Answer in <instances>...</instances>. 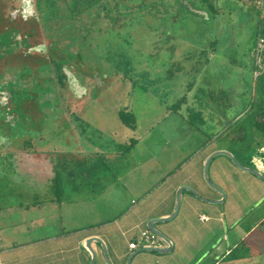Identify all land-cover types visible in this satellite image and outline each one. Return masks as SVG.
Listing matches in <instances>:
<instances>
[{
	"label": "crops",
	"instance_id": "crops-1",
	"mask_svg": "<svg viewBox=\"0 0 264 264\" xmlns=\"http://www.w3.org/2000/svg\"><path fill=\"white\" fill-rule=\"evenodd\" d=\"M259 8L253 18L245 22L240 36L233 29L229 33L233 40L243 41L241 53L245 58L247 55L246 60L250 63L246 61L245 66L241 67L240 62H230L226 84H216L212 93L209 91L207 94V100L205 98L196 106L198 112L205 115L207 128L212 127L217 133H163V148L141 149L147 150L150 157L147 162L116 165L110 170V175H103L102 172L87 174L82 165L79 168L65 163L61 187L56 190H47L55 174L44 175L45 172H40L36 177L38 182L30 184L34 188L30 191L31 195L37 194L31 203L18 200L14 202L15 205L4 204L0 207V264H92V251L87 245L89 239H94L91 242L96 254L93 264H108L104 246L112 264H128L134 252L136 254L131 264H230L243 258L228 259L236 249L239 238L246 239L251 232H258L263 227L264 179L241 169L226 155L214 157L209 167L210 178L227 195L222 203L206 202L191 191L183 190L181 207L175 218L155 224L172 240L171 252L142 250L146 246L140 233L143 229H149L150 219L166 218L174 213L179 190L184 185L193 187L207 199L223 198L204 176L205 163L216 151H229L243 165L264 174V108L258 105V116L253 123H244L242 116L250 105L251 80L254 73L256 76L257 68H262V73L258 75L264 76V67L260 61L257 62L256 56L259 36L264 37V11ZM204 17L207 18H192L199 25L201 39L210 33L209 30L205 31V24L211 23L212 19L211 14ZM240 47L236 45L232 48L240 50ZM197 49L199 54L201 48L198 46ZM262 57L264 63V52ZM186 71L183 68L179 70ZM260 96L264 97L263 83ZM180 101L186 105L189 99L185 96ZM259 124L263 125L262 133H258ZM221 131L223 133H218ZM169 137L171 141L167 140ZM162 150L163 163L153 167L151 155L156 152L161 154ZM83 152L87 154L88 148ZM100 159L101 155L96 165L90 168L102 167ZM121 169L125 170L121 173ZM155 172L159 178L153 181ZM103 177L108 180V187L100 192L101 197L109 192L114 196L119 194L122 200L128 201L108 217L98 206V198L87 201L86 196L81 194L85 189L80 188L85 187L89 178L98 183ZM118 182H121L122 189L117 188ZM72 183L80 187L73 189ZM14 213L17 215L12 218ZM201 215H207L208 219L202 220ZM248 218L254 220L244 230L242 228ZM19 234L28 237L20 242L16 239ZM232 234L237 235L234 245ZM96 239H101L103 244ZM133 241L140 246L131 249L130 243ZM164 247H167L165 241Z\"/></svg>",
	"mask_w": 264,
	"mask_h": 264
},
{
	"label": "rangeland",
	"instance_id": "rangeland-1",
	"mask_svg": "<svg viewBox=\"0 0 264 264\" xmlns=\"http://www.w3.org/2000/svg\"><path fill=\"white\" fill-rule=\"evenodd\" d=\"M149 1L151 5L154 4L153 10L145 9L143 6L138 8L139 5L134 2L129 4L128 9L130 11L132 9L131 12H135L137 17L144 16L139 22L129 24L127 21L131 17L125 15H121L117 21H112L109 17H105L104 20L94 17L87 18L83 22L89 26L84 33L86 35L84 37L87 38V41L85 40L87 49L84 48L83 55L85 57L87 54V57L86 66L82 67L83 72L86 81L101 82L98 85H103L96 88L92 83L87 82L90 90L82 93L85 98L86 113L82 115L84 133L81 135L88 140L86 142L89 143V147L97 145L103 149L99 160L102 167L93 170L85 164L86 173L100 174L102 172L103 175L105 173L110 175L112 172L110 170L116 165H136L147 162L150 158L147 150L141 149L163 148V133H217L212 130V127L207 128L205 115L200 114L196 106L205 98L207 100V94L209 91L212 93L216 84H226L229 78L226 74L229 72L230 62L233 64L240 62L241 67H244L245 62L248 61L247 55L245 58L241 53L243 41L233 40L229 33L233 29L239 33V36L241 35L245 22L257 13L256 4L251 3L255 2L254 0H201V3L198 0H184L187 3H184L177 11H175L177 3L170 7L172 11H175L174 14L166 15L158 13L163 10V4L156 5L154 0H145L143 3ZM190 3H193L195 9L209 8L212 19L211 23L205 24L207 27L205 31L209 30L210 33L204 39L200 37L198 23L193 22L192 18L203 20L207 17L190 11ZM212 6L217 8V12H213ZM83 8L86 10L85 6ZM124 11L125 9L122 13ZM187 11L190 14L188 17ZM96 19L98 23H95ZM124 20H126L125 24ZM111 24L117 25L106 28ZM147 25L151 28L148 29ZM100 27L105 30L101 32L95 29ZM236 45H241L240 50L232 48ZM198 46L201 48L199 54ZM71 59L73 61L75 56L72 55ZM181 68L187 71L179 72ZM257 69L261 74L262 68ZM262 83L264 85V76H255L254 73L249 92L250 105L242 115L246 124L250 121L253 123L258 116L256 109L259 104L261 108H264V97L260 96ZM92 89L95 90L92 91ZM185 96L188 97L189 102L182 105L180 100ZM177 106H181L179 112L174 110ZM122 110L135 115V128L127 126L120 119L119 112ZM262 130L263 128L258 125V133H262ZM70 135L74 136V134ZM72 136L69 138L71 139ZM167 140L172 139L169 137ZM58 141L66 145V133H63ZM71 146L72 148L76 146L73 139ZM151 156L153 167L163 163V150L161 154L156 152ZM0 168L8 169L6 175L0 176L1 194L10 187L16 186L19 191L25 193L22 201L31 203L35 196L24 191L28 188L23 185L18 186L10 180L9 177L13 179L12 166L3 163ZM124 170L121 169L120 172ZM157 178L159 175L155 172L152 180ZM106 181L108 180L103 177L101 182L94 183L89 178L85 187L74 183L72 186H74L73 189L79 187L85 189L81 194L86 196L84 198L87 201L90 198H98L96 200L99 203L98 206L102 208L105 217H108L115 211H119L124 202L128 203V201L122 200L119 194L114 196L109 192L101 197L100 192L108 187ZM121 182L117 183L118 189L123 188ZM14 200L17 202L19 199L14 196ZM15 204L13 201L7 203V205ZM16 215V213L12 214V218ZM253 220L254 218H248L242 229L245 230ZM262 226L258 232H251L246 239L239 238L238 243L234 241L237 235H231L233 245L237 243V247L228 259L233 260L242 256L243 258L236 259L230 264H264V252H261L264 251V224ZM26 237H28L26 234H19L16 239L23 242Z\"/></svg>",
	"mask_w": 264,
	"mask_h": 264
},
{
	"label": "flooded vegetation",
	"instance_id": "flooded-vegetation-1",
	"mask_svg": "<svg viewBox=\"0 0 264 264\" xmlns=\"http://www.w3.org/2000/svg\"><path fill=\"white\" fill-rule=\"evenodd\" d=\"M85 1L86 4L83 0H31L36 15L25 21L21 13L30 6L25 0H0V166L3 163L11 165L14 171L10 180L27 187L28 190L24 191L30 195L34 190L30 184L38 182L36 177L40 172L55 174L47 190H56L63 179L61 174L65 163L92 167L96 165L98 156L103 154L101 147H89L88 140L81 135L84 133L82 115L86 113L82 93L90 90L87 82L96 88L103 86L98 85L101 82L86 81L83 72L87 57V54L83 55L84 48L87 49L84 33L89 27L83 22L94 17L101 20L109 17L117 21L125 15L131 17L127 21L131 24L144 18L137 17L132 9H128L131 2L138 4V8L149 10L154 5L150 1L143 3L145 0ZM154 1L156 5L163 4V10L158 13L164 15L174 14L187 3L184 0ZM176 3L178 6L172 11L170 7ZM207 9H195L193 3L189 8L197 14L202 13V17L206 12L210 15ZM14 11L15 16L12 15ZM189 15L187 11L186 16ZM97 19L95 23L99 22ZM95 29L105 30L102 27ZM71 54L75 56L73 61ZM177 109L178 106L174 110ZM123 114L133 117L134 125L126 123ZM119 116L124 124L135 128L133 113L122 110ZM63 133H66V145L58 141ZM72 139L76 145L73 148ZM85 148H88L87 154L83 152ZM6 170L0 168V176L6 175ZM10 188L3 194L0 192V207L5 202H15L14 196L19 200L24 197L25 193L16 186Z\"/></svg>",
	"mask_w": 264,
	"mask_h": 264
},
{
	"label": "water",
	"instance_id": "water-1",
	"mask_svg": "<svg viewBox=\"0 0 264 264\" xmlns=\"http://www.w3.org/2000/svg\"><path fill=\"white\" fill-rule=\"evenodd\" d=\"M255 2H251V3H254L256 4V8H258L260 6L261 10L264 11V2L263 0L261 1H257V0H254ZM221 11V10H220ZM220 14V13H218ZM217 14V15H218ZM207 15V13H206ZM263 52H264V46L262 47V50H261V57H260V63H261V66L264 67V63H263ZM218 155H226L228 156L231 161L237 165L238 167H240L241 169L245 170V171H248L250 173H253L254 175H256L257 177L261 178V179H264V174L258 170V169H255V168H251V167H248V166H245L243 164L240 163V161L229 151H226V150H219V151H216L215 153H213L206 161L205 163V169H204V176H205V180L207 181L208 184H210L212 187H214L215 189H217L223 196L222 199L220 200H211V199H207L205 197H203L196 189H194L193 187L191 186H187V185H184L180 188L179 190V194H178V199H177V205H176V209L174 211V213L172 215H170L169 217H166V218H153V219H150L148 221V227L149 229H151L153 232H155L156 234H158L167 244V247H162V248H155V247H145L143 248L142 250H147V251H155V252H158V253H169L172 251L173 249V242L172 240L164 233L162 232L160 229H158L156 227V223L158 222H165V221H170L172 220L173 218H175V216L177 215V213L179 212L180 210V207H181V202H182V193H183V190H189L191 191L197 198L199 199H202L206 202H210V203H222L224 201V199L226 198V193L225 191L223 190V188L221 186H219L218 184H216L215 182L212 181V179L210 178V175H209V167H210V162L211 160L218 156ZM94 240V239H93ZM92 239H89L88 240V247L89 249L92 251V264L95 262L96 260V254L95 252L93 251V249L91 248V242L93 241ZM96 241L100 242L103 244V241L101 239H96ZM104 251H105V255H106V259L108 261V264H112L110 259H109V256L107 254V249L105 248L104 246ZM136 253L134 252L132 254V256L129 258V261H128V264H131V259L134 257Z\"/></svg>",
	"mask_w": 264,
	"mask_h": 264
},
{
	"label": "built area",
	"instance_id": "built-area-1",
	"mask_svg": "<svg viewBox=\"0 0 264 264\" xmlns=\"http://www.w3.org/2000/svg\"><path fill=\"white\" fill-rule=\"evenodd\" d=\"M264 46V37H262V35L259 36V40H258V46L256 49V56H257V62L260 61V57H261V50L262 47ZM256 75L258 76V72L256 73ZM201 219L202 220H206L208 219L207 215H201ZM140 238L143 241L144 245L146 247H155V248H162L164 247V240L155 232H153L150 229H143L140 233ZM140 246V244L138 242H131L130 243V248L131 249H136ZM2 264H8V263H2Z\"/></svg>",
	"mask_w": 264,
	"mask_h": 264
},
{
	"label": "clouds",
	"instance_id": "clouds-1",
	"mask_svg": "<svg viewBox=\"0 0 264 264\" xmlns=\"http://www.w3.org/2000/svg\"><path fill=\"white\" fill-rule=\"evenodd\" d=\"M25 3L30 5L25 8V11L21 13L23 19L27 21L30 17H34L36 15V9L35 6L32 4L31 0H25ZM13 16L16 15V12L14 11L12 13Z\"/></svg>",
	"mask_w": 264,
	"mask_h": 264
},
{
	"label": "trees",
	"instance_id": "trees-1",
	"mask_svg": "<svg viewBox=\"0 0 264 264\" xmlns=\"http://www.w3.org/2000/svg\"><path fill=\"white\" fill-rule=\"evenodd\" d=\"M84 1V4H86V1L85 0H83ZM94 2H96V1H94ZM189 6H190V4H189ZM188 6V7H189ZM188 7H187V9H188ZM190 9H191V7H189ZM212 9H213V12L215 13V12H217V8H215V7H213L212 6ZM123 118H124V120L126 121V123H128L129 125L130 124H132V125H134V119H133V117H129L128 115H126V114H123ZM259 126H261V127H263V125L262 124H259ZM59 184V183H58ZM58 187L60 188V185H58Z\"/></svg>",
	"mask_w": 264,
	"mask_h": 264
}]
</instances>
